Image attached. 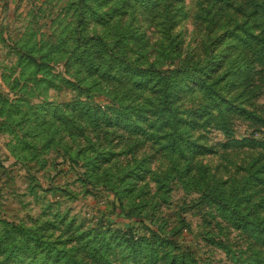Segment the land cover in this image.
I'll return each instance as SVG.
<instances>
[{"label": "rangeland", "instance_id": "374dc122", "mask_svg": "<svg viewBox=\"0 0 264 264\" xmlns=\"http://www.w3.org/2000/svg\"><path fill=\"white\" fill-rule=\"evenodd\" d=\"M0 264H264V0H0Z\"/></svg>", "mask_w": 264, "mask_h": 264}, {"label": "trees", "instance_id": "16d2710c", "mask_svg": "<svg viewBox=\"0 0 264 264\" xmlns=\"http://www.w3.org/2000/svg\"><path fill=\"white\" fill-rule=\"evenodd\" d=\"M90 39V35L87 36V39ZM96 38L97 41L100 42V44H105L106 47L108 46V43L107 41L104 39L103 36L99 35L97 37H94L92 36L91 39H94ZM108 51V50H107ZM111 51V50H110ZM124 68L129 71L131 74H134L135 77H138L137 78V81H141L144 85L147 84V82H149L150 80H154L155 82H166L167 80L165 79V74H163L158 68H156V66H140V65H137L135 64L134 62H130V61H126L125 64H123ZM201 83H204L207 85V82L205 80V78L202 76L200 77L199 75L196 76ZM211 85L208 84V87H210ZM241 108L243 110H245L246 112L248 113H251L253 114V110L245 107V106H241ZM235 140H242L240 138H235ZM250 140L252 141H256V142H259V143H262L263 140L260 139V138H250ZM236 210V209H235ZM237 211V210H236ZM132 225V224H130ZM132 235V236H131ZM130 237H127V239H134L132 237H137V234H130L129 235Z\"/></svg>", "mask_w": 264, "mask_h": 264}]
</instances>
